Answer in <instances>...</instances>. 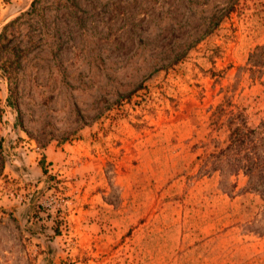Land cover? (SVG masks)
I'll return each instance as SVG.
<instances>
[{
	"label": "rangeland",
	"instance_id": "rangeland-1",
	"mask_svg": "<svg viewBox=\"0 0 264 264\" xmlns=\"http://www.w3.org/2000/svg\"><path fill=\"white\" fill-rule=\"evenodd\" d=\"M262 45L264 0H0V264H264Z\"/></svg>",
	"mask_w": 264,
	"mask_h": 264
},
{
	"label": "trees",
	"instance_id": "trees-1",
	"mask_svg": "<svg viewBox=\"0 0 264 264\" xmlns=\"http://www.w3.org/2000/svg\"><path fill=\"white\" fill-rule=\"evenodd\" d=\"M248 61L253 68L264 67V45L255 47ZM232 152L240 156L236 171H244L249 186L257 188L264 175V122L261 129H248L244 125L243 128L234 127L229 135V144L221 154L232 155Z\"/></svg>",
	"mask_w": 264,
	"mask_h": 264
}]
</instances>
